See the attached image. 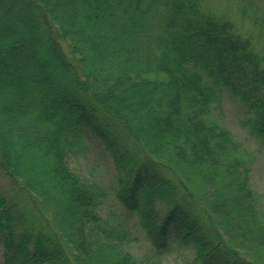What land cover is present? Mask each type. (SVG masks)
Listing matches in <instances>:
<instances>
[{
	"label": "trees",
	"instance_id": "1",
	"mask_svg": "<svg viewBox=\"0 0 264 264\" xmlns=\"http://www.w3.org/2000/svg\"><path fill=\"white\" fill-rule=\"evenodd\" d=\"M204 6L0 0V264H148L121 248L127 220L102 215L109 195L156 255L264 264L253 155L209 116L226 88L264 141V55ZM92 148L111 184L68 166Z\"/></svg>",
	"mask_w": 264,
	"mask_h": 264
},
{
	"label": "rangeland",
	"instance_id": "2",
	"mask_svg": "<svg viewBox=\"0 0 264 264\" xmlns=\"http://www.w3.org/2000/svg\"><path fill=\"white\" fill-rule=\"evenodd\" d=\"M202 1L209 12L230 19L234 24L235 30L243 36L250 37L258 53L264 55V30L259 27L262 22V25H264V0ZM252 12L257 14V17H255L258 26L251 23ZM211 104L209 116L230 129L234 137L253 155L249 183L252 190L255 191L264 213V141L252 136L247 127L241 125V121L247 116L246 107L238 97L233 96L226 88L220 93L219 101H214ZM91 150L88 151L86 149L69 156L67 159L68 166L73 172L88 181L98 180L111 184L105 176H102L105 170L100 165L106 159L108 170H111V159L96 153L94 148ZM0 187L3 189L10 188L9 181L4 176H0ZM103 207L105 208L101 211L102 215L108 217L112 222L127 220L125 230L131 233V239L125 240L121 244V248L130 252L137 260H142L148 264H183L185 259L193 257L194 249L192 247L179 245H174L168 253L154 254L153 248L146 240L135 216L127 217L123 208L112 195L108 196ZM1 260L2 255L0 254Z\"/></svg>",
	"mask_w": 264,
	"mask_h": 264
}]
</instances>
